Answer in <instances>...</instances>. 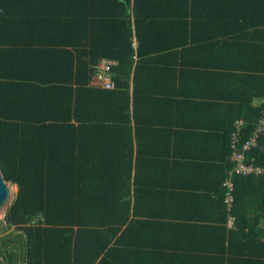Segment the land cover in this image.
I'll list each match as a JSON object with an SVG mask.
<instances>
[{"label": "trees", "instance_id": "16d2710c", "mask_svg": "<svg viewBox=\"0 0 264 264\" xmlns=\"http://www.w3.org/2000/svg\"><path fill=\"white\" fill-rule=\"evenodd\" d=\"M17 1V13H9L8 5L16 0H0V35L16 32L21 36V41L6 42L10 51L19 52L26 45L25 50L46 54L48 42L37 37L48 28H58L54 24L70 30L73 41H63V45L71 44L74 50L66 87L58 78L29 76V69L22 73L26 75L0 73V169L4 179L18 187L4 217L3 228L13 230L0 238V264H168L163 244H151L145 238L143 216H153L159 200L160 204L168 202L169 188L157 180L161 171L168 168L171 172L177 163L182 169L202 173L216 163L222 172L214 199L225 216L222 226L194 232L222 231L231 245L212 247L216 256L210 255L208 262L196 253L193 260L197 264H264L253 257V245L247 243L242 250L235 247L236 241L250 239L247 230L253 231L251 226L264 215V177L236 174L229 204L223 185L234 165L231 143L236 120H243L241 148L264 116V68L262 74H204L192 70L188 61L200 50L208 52V47L213 51L228 44L234 52L245 50L241 44L253 41V33L235 27L225 32L231 38L193 42V32L181 29L193 21L169 22L175 13L163 15L157 9L159 5L183 6L190 16L196 0H150L154 6L150 11L144 6L143 12L138 0H77L81 9L66 5L53 15L46 14V9L36 13L33 0L23 6L28 0ZM228 3L243 8L231 24L261 23L254 7H264V0ZM195 13L200 24L212 21L210 15ZM32 22L42 32L29 29ZM30 31L35 36L23 39ZM134 36L137 46H133ZM9 50L4 52L11 58L15 53ZM59 58L55 62L59 67L69 65L65 55ZM102 59L118 62L111 68L113 88L90 84ZM17 63L24 65V60L19 58ZM199 64L215 66L205 59ZM15 66L19 74L21 67ZM37 70L40 73L44 68ZM251 70L256 73L258 69ZM62 97L69 98L68 108L63 107ZM14 101L17 108L3 109ZM52 116L67 121L51 122ZM191 141L212 144V154H190L193 150L180 154V144ZM150 143L153 148H148ZM259 145L247 152L248 162L254 159L264 164V134ZM179 154L183 156L180 163ZM253 199L259 206L252 207L249 201ZM38 213L43 216L36 223ZM184 260L189 263L187 255Z\"/></svg>", "mask_w": 264, "mask_h": 264}, {"label": "crops", "instance_id": "0c3cea01", "mask_svg": "<svg viewBox=\"0 0 264 264\" xmlns=\"http://www.w3.org/2000/svg\"><path fill=\"white\" fill-rule=\"evenodd\" d=\"M31 1L32 0L23 2L22 6L25 4L30 5ZM138 1L143 4L141 5V12L145 11L143 9L146 5L148 6L147 11H150V6H154L153 3H148L150 0ZM228 1L229 0H196V7L194 10H191L192 14L190 16L185 15L187 12L184 10L183 6L182 9L175 7L174 9L173 7L170 9L168 8L169 6L163 7L159 5L157 6V9L159 8L163 15L170 13L169 15L172 16L171 12L175 13V15H173L175 19H171L169 22H176L178 19L182 21V24L185 21H193L192 25L190 24V27L182 26L181 28L183 30H188V32L189 30L193 32V34H191V36L195 38V41L193 42H197V39L199 42H203L204 40L231 38V35H228L225 32L235 29V27H237V29H248L247 32L253 33L252 35L255 37L253 41H249V44H241L245 50L234 52L232 51L231 46L226 44L219 46V48H216L213 51H211L208 47V52H205L206 50H200L198 53L191 55V57L188 58V61L192 64V70H198L200 72H204V74H262L261 70L264 68V27L262 24L264 22V13L262 9H264V7H254L255 12H257L256 16L260 17L259 21L261 23L256 25L252 24L249 27L242 22H239L238 24L234 23L235 25H233L231 24L233 22L230 21L235 18L234 14H236V12H241L243 8L235 7L234 5L232 6V4L228 3ZM17 4L18 1L16 0V4L8 5L10 10L9 13L17 11L18 6L14 7ZM66 5L67 7L72 5L75 9H81V5L77 0H52L48 2L33 0L31 2V7L36 10V13H42L41 10L46 9L45 13L52 15L60 12L62 9L65 10ZM69 9L73 10L72 7ZM98 9H101V7H98ZM154 9L156 10V8ZM190 9L191 8H189L188 11ZM195 12L200 13V16L206 14L208 18L210 15L212 17V21L208 19V22L206 21L200 24L199 14L197 15ZM195 16L199 17V23L195 20ZM33 22L31 25L29 24L31 26H29V29H35L38 32L41 31L39 30L40 28L36 27L39 24H34ZM54 26H57L58 28H48V30L44 31L40 37H37L42 43L45 41L48 42V52L46 54L41 52V55L36 54L35 49L25 50V48H29V46L26 45L21 48L22 50L19 52L10 51L9 48L11 46H5L6 42L21 41V36L16 32L12 34V36H9L8 34L4 36L0 35V38L3 39V41H0V73L7 74V72H11L15 75H26L22 73H27L29 69L31 70V74H28L29 76L40 77V75H42L44 76V79L49 77L51 80L58 78L60 82L59 84H65V87L68 86L69 83L67 82H70L71 78L69 66L70 64L72 65L73 57L71 50H74V48L71 44L63 45V41H73V36L71 35L70 30L66 31L65 26L59 24H54ZM133 29L135 30V26H133ZM25 30L28 31V29ZM5 36L9 38H6ZM32 36L35 35L30 31L27 32L26 36L22 35V38L25 39ZM51 41H54L56 44H62L64 47H61V45L60 47H56V45H53ZM133 46H137V39L135 36L133 37ZM7 48L10 51L8 53H15L13 57L9 58V54L4 52ZM60 50L65 51L61 52ZM60 55H62V57L65 55L64 60L69 63L67 67L62 68L55 63L59 61L58 59H60ZM19 58L24 60V65H18L17 61ZM15 59L16 63L13 62ZM203 59L215 66L201 67L202 65L200 66L199 63ZM15 64L18 67L23 68V70L20 68V71L18 72L19 74H16L17 71H15ZM243 66L247 68H243ZM37 67H43L44 71L39 73ZM254 67L258 69L255 71L256 73H253L251 70L254 69ZM205 68H209L211 71ZM71 86L75 87V83H72ZM61 101L63 107H69L68 97H62ZM10 103H13V106L6 105V108L3 109L18 107L17 101L9 102V104ZM257 103H259V101ZM5 111L8 113L7 110ZM50 121L63 122L67 120L64 118L58 119V116H52ZM181 146L182 148H180ZM148 148H153V145L150 143ZM163 148L164 146H162V149ZM38 150L46 152L42 148ZM177 150H179L180 154H186L188 151L193 150V153L190 154L203 155V157H207V155L212 154V144H207L201 141H191L186 142L183 145L180 144ZM62 151L68 152L69 150L62 149ZM180 154L176 157V160L179 163L183 158ZM195 157L197 156H194L193 158ZM193 160L194 159H187V162H193ZM171 161L172 164H174L175 157ZM181 166L182 165L177 163L176 168L171 172L168 168L163 171L160 169L161 173L157 181L163 184V188H165V186L169 188V190H167L171 195H166V199L168 200L166 204L165 201H162L164 204H160L161 200H159L157 207H153L154 209L151 208L153 210V216H143V219L147 220L146 225L144 226L143 234H146L145 238L148 240V243L163 244L166 255L168 256V264H187L186 260H184L186 255L189 262L188 264H197L196 261L193 260V258L196 257L195 253L204 255L203 257L205 261L208 262V260H210V255L216 256L212 251V247H215L216 245L223 247L221 243L227 246L231 245L230 240H224V234L222 231L214 233L207 230V234L194 232V230H203L201 227L222 226V220L225 216L219 206V203L214 201V199H217L215 191L219 189L216 184L221 180L222 172L219 170L216 163L210 165L209 168L205 170L206 172L204 171L203 173L202 171H191L188 168L182 169ZM199 177L201 179H197ZM253 184L254 191L256 195L259 196V187L255 186V182H253ZM248 192L250 194L252 193L249 190ZM249 203H251V205L254 204L252 207L259 206L258 202H254V199L253 201H249ZM253 224L254 223H252V225ZM251 227L253 231H250L251 228L247 230V233L251 234L250 239L248 241H236L235 247L238 248V250H242V247H245L247 243L251 244L255 248L254 251H256L253 257L258 258L259 260H264V248L261 243L264 242V215L260 217L256 225ZM3 229L5 230V228ZM162 230L167 231L166 233H163ZM221 230L224 229L221 228ZM133 231L135 230H131L129 233H132ZM143 256L138 258L142 259Z\"/></svg>", "mask_w": 264, "mask_h": 264}, {"label": "built area", "instance_id": "2783aa9c", "mask_svg": "<svg viewBox=\"0 0 264 264\" xmlns=\"http://www.w3.org/2000/svg\"><path fill=\"white\" fill-rule=\"evenodd\" d=\"M116 60L102 59L97 70L91 79L90 84L94 87L101 88H113L114 82L112 80L111 68L113 65L117 64ZM243 120H236L235 130L232 133V159L234 160L233 167L228 171V177L223 181L225 186V201L229 204L233 200V192L235 190V182L233 177L237 175L247 176V175H261L264 177V164L257 162L247 161V152L254 147H259V139L262 134H264V116L259 120L256 125L252 135L245 140L242 147H238V142L241 137V128ZM264 152V147H263Z\"/></svg>", "mask_w": 264, "mask_h": 264}, {"label": "rangeland", "instance_id": "374dc122", "mask_svg": "<svg viewBox=\"0 0 264 264\" xmlns=\"http://www.w3.org/2000/svg\"><path fill=\"white\" fill-rule=\"evenodd\" d=\"M9 183V186H10V189H11V196L8 198L7 202L0 208V238L1 237H6V234L8 235V232L12 231L13 228L11 227L10 230L9 229H3V227L5 226V220H4V217H5V214L7 212V209L9 208V206L11 205L12 203V200L14 199L16 193H17V186L16 184H12L10 182ZM18 251L22 252V248L19 247L18 248Z\"/></svg>", "mask_w": 264, "mask_h": 264}, {"label": "water", "instance_id": "95a60500", "mask_svg": "<svg viewBox=\"0 0 264 264\" xmlns=\"http://www.w3.org/2000/svg\"><path fill=\"white\" fill-rule=\"evenodd\" d=\"M11 196V189L8 181L4 179L3 173L0 169V208L7 202L8 198ZM13 201V200H12ZM42 213H38L34 222L39 223L42 219Z\"/></svg>", "mask_w": 264, "mask_h": 264}]
</instances>
